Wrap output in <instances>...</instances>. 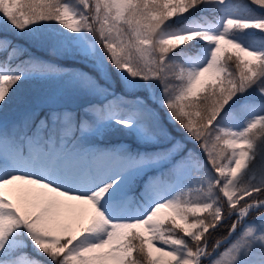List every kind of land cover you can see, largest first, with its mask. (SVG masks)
Segmentation results:
<instances>
[{
	"label": "snow or ice",
	"instance_id": "snow-or-ice-1",
	"mask_svg": "<svg viewBox=\"0 0 264 264\" xmlns=\"http://www.w3.org/2000/svg\"><path fill=\"white\" fill-rule=\"evenodd\" d=\"M0 113V264H264V0H0Z\"/></svg>",
	"mask_w": 264,
	"mask_h": 264
},
{
	"label": "rangeland",
	"instance_id": "rangeland-1",
	"mask_svg": "<svg viewBox=\"0 0 264 264\" xmlns=\"http://www.w3.org/2000/svg\"><path fill=\"white\" fill-rule=\"evenodd\" d=\"M17 43H21V44H25L26 47H29V45L26 44V42L24 40H17ZM43 51V50H42ZM34 54H36V49H33ZM45 52V51H44ZM46 54H44L45 58H49V59H53V57H51L47 52H45ZM84 68V71H90L89 69ZM94 74V73H93ZM44 88V86L38 82H32V81H26L23 85V91L25 93H29V94H39L42 89ZM119 91V88L117 89ZM9 115H12V109H9ZM116 132H121V131H116ZM178 133L175 131L173 132V135H177ZM111 143L115 144V143H120V144H132L134 142V138L131 137L128 134H124V135H119V136H113L110 137ZM139 185V182H137V186ZM136 194V189H133L132 195ZM255 215V214H253ZM227 245H222L221 250H223V247H226ZM30 249V248H29Z\"/></svg>",
	"mask_w": 264,
	"mask_h": 264
}]
</instances>
